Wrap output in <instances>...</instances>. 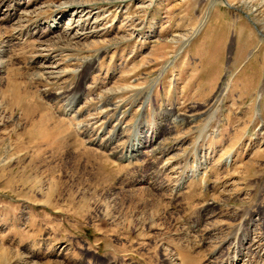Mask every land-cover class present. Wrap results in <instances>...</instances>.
<instances>
[{
	"label": "rangeland",
	"instance_id": "obj_1",
	"mask_svg": "<svg viewBox=\"0 0 264 264\" xmlns=\"http://www.w3.org/2000/svg\"><path fill=\"white\" fill-rule=\"evenodd\" d=\"M0 264H264V0H0Z\"/></svg>",
	"mask_w": 264,
	"mask_h": 264
},
{
	"label": "bare ground",
	"instance_id": "obj_2",
	"mask_svg": "<svg viewBox=\"0 0 264 264\" xmlns=\"http://www.w3.org/2000/svg\"><path fill=\"white\" fill-rule=\"evenodd\" d=\"M13 102H14V101H13ZM22 102H23V101H22ZM22 102H20V103H22ZM20 103H19V105H20ZM19 105H18V106H19ZM23 106H24V105H23ZM64 113H65V111H64ZM245 232H246V231H245ZM243 237H245V233L243 234L242 237H240V238L237 239L236 245H235L234 247H237V245H239V244L241 243ZM233 259H234V258H233ZM233 261H234V260H233Z\"/></svg>",
	"mask_w": 264,
	"mask_h": 264
}]
</instances>
